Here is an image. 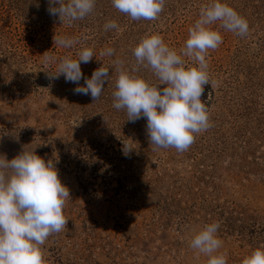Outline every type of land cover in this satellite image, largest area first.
Listing matches in <instances>:
<instances>
[{
  "label": "rangeland",
  "instance_id": "obj_1",
  "mask_svg": "<svg viewBox=\"0 0 264 264\" xmlns=\"http://www.w3.org/2000/svg\"><path fill=\"white\" fill-rule=\"evenodd\" d=\"M221 2L249 31L241 37L217 23L223 43L206 57L210 84L201 97L211 127L178 152L150 145L146 119L127 121L112 94L121 67L157 84L150 68H137L133 49L156 34L179 54L211 0H165L151 21H133L111 0H96L91 14L71 24L49 14V0H0V158L34 150L53 162L70 192L65 228L41 246L45 264H206L190 241L214 222L227 264L264 247V0ZM108 21L119 31H106ZM61 36L79 42L55 45ZM83 48L94 53L80 65L83 77L109 69L96 101L47 74ZM107 48L114 54L100 56ZM45 55L56 62L45 63Z\"/></svg>",
  "mask_w": 264,
  "mask_h": 264
},
{
  "label": "clouds",
  "instance_id": "obj_2",
  "mask_svg": "<svg viewBox=\"0 0 264 264\" xmlns=\"http://www.w3.org/2000/svg\"><path fill=\"white\" fill-rule=\"evenodd\" d=\"M119 12L131 20H155L163 11L165 0H111ZM96 0H49L48 12L58 16L61 23L83 20L94 11ZM224 31L246 36L249 25L245 18L221 0H211L202 7L199 18L188 29V38L178 54L156 34L146 35L133 49L137 68H150L158 80L149 84L138 75L122 67L118 69L113 92V107L126 110L127 121H147L146 132L150 145L156 148H175L186 151L195 141V134L211 127L205 103L201 101L204 86L210 84L207 55L222 43ZM104 29L119 31L115 21H108ZM79 41L57 37L54 44L72 48ZM107 48L100 56H111ZM78 59L65 56L58 62L52 80L61 75L66 82L77 85L76 94L100 98L108 81L109 69L100 67L90 78L83 77L81 63L94 57L91 48L77 53ZM183 57L195 66H188ZM45 63H55L54 56L45 55ZM115 63H121L116 61ZM84 79V85L79 84ZM160 85H166L161 88ZM131 149L124 147L128 156ZM10 172V174H9ZM70 197L51 160L45 162L35 151H22L8 160L0 158V264H45L41 246L53 233L61 232L68 219L63 207ZM219 223L207 224L190 241V247L207 257L206 264H227L226 254L220 253L222 240L218 238ZM242 264H264V247L257 248L242 260Z\"/></svg>",
  "mask_w": 264,
  "mask_h": 264
}]
</instances>
